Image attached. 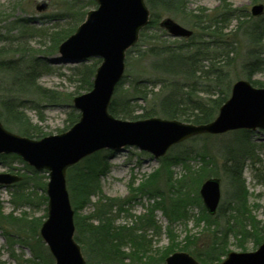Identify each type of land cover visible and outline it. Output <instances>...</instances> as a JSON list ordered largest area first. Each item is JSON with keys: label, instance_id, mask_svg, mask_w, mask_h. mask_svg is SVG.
<instances>
[{"label": "rangeland", "instance_id": "rangeland-1", "mask_svg": "<svg viewBox=\"0 0 264 264\" xmlns=\"http://www.w3.org/2000/svg\"><path fill=\"white\" fill-rule=\"evenodd\" d=\"M43 2L46 3V8L36 10V6ZM226 2L241 10L240 17H231L220 25L223 32H228L230 40H236L230 72L232 84L236 80L245 79L243 64L250 60L248 55L250 42L246 39L243 28L245 25L253 24V20H248L252 17L250 7L257 3L264 6V0ZM221 3V0H186L185 8L180 13L169 11L162 13L159 15L158 23L165 18H171L193 32L191 23L196 16L217 13V7ZM96 7V0H0V48L17 49L18 45H24L26 53L22 56V62L30 64L34 62V57L39 58L34 62L36 82L57 94L54 101L33 94L18 97L22 99L19 110L32 124H37L45 136L59 134L71 127L73 113L79 114L73 107L72 99L86 92L80 87L76 70L94 62H97V67L101 61L98 57H92L77 63H55L60 57L57 52L59 44L55 50L50 48L51 34L56 30L71 28L66 36L68 37L84 21L86 13ZM259 17L263 21L264 12ZM167 36L170 35L165 31L164 37ZM20 55L15 53L14 58ZM129 62L125 65L123 77L115 86L108 110L114 100L123 96L131 73L138 68L132 60ZM4 76L6 77L0 72V99L7 93H14V87H17L12 85L11 91H7L10 88L2 89L7 80ZM251 79L264 82V65L251 72ZM143 104L137 102L136 106ZM135 109L134 112L137 114L142 112L141 107ZM5 128L21 135L12 123L5 121ZM245 143L250 144L251 153L243 155L241 178L245 196L239 198L240 194H234L235 186L225 174L222 163L231 153L237 155L239 148ZM102 150L104 151L99 155L104 156L107 169L99 176L100 192L91 194L90 202L78 206L76 212L84 217L90 215L94 208L93 203L101 195L122 200L120 209L116 206L109 208L114 228L121 225L132 228L127 234L130 236H126V240L121 242L120 264H164L168 251L173 249V252L183 251L181 248L187 245L192 237H195V243L192 244L198 246V251L204 250V244L211 240V237L207 236L211 231L205 230L206 223L202 219L205 213L207 214L202 201L200 204L188 203L185 218L178 219L179 216L171 224L167 220L164 207L168 205V200L172 196L171 186L187 175L182 159L195 169L201 164L200 160L203 157L209 161L208 165L213 170L212 175L203 178L197 186L190 184L185 188L180 187V193L185 189L186 198L190 199L198 194L200 184L206 178L214 176L220 179V201L216 214L209 220L216 222L217 229L232 225L225 239L226 252L254 251L264 240L258 243L255 236L243 233L251 231L249 218L253 219L254 226L261 229L260 234L264 233V129H237L221 134L195 135L172 145L158 158L136 146L125 145L119 149L105 148L98 151ZM83 159L79 161L80 164L84 163ZM32 169L35 170L17 155L0 154V173H10L21 178L15 183L0 185L1 212L3 215L11 216L10 219L6 216L10 220H7V223L4 221L0 223V264H54V259L49 257L48 248L39 234L41 223L47 217V198L43 195H46L48 174L46 170H35L36 177L32 175ZM67 178L68 170L65 180L71 204ZM42 183L45 185L44 189ZM71 207L75 211L72 204ZM148 214L153 217V225H148L145 217L140 219L141 216ZM14 218L23 220L14 223L11 221ZM88 220L97 223L95 219ZM79 245L85 264H97L89 251L85 250L82 244ZM189 246L191 243L188 245L189 250L185 251L190 253L193 246ZM225 256L226 254L221 259ZM195 258L201 263L197 257Z\"/></svg>", "mask_w": 264, "mask_h": 264}, {"label": "trees", "instance_id": "trees-1", "mask_svg": "<svg viewBox=\"0 0 264 264\" xmlns=\"http://www.w3.org/2000/svg\"><path fill=\"white\" fill-rule=\"evenodd\" d=\"M221 2L217 7V13H213V15L203 13L196 16L191 23L194 30L191 36L187 39H176L170 36L164 37L165 31L159 27L158 23L159 15L167 11L180 13L185 8L186 0H145L150 12L149 20L140 31L137 43L127 50L125 60V65H128V62L132 60L133 64L141 69L137 68L135 72L131 73V79L124 89L123 96L111 103L109 112L115 117L125 120L157 116L194 124L210 122L229 96L232 81L230 75L232 54L236 47V40H230L228 32H223L220 25L231 17L241 16L239 8L227 4L226 0H221ZM249 19L253 20V24L243 27L246 39L250 42L248 50L250 60L243 64L244 78L255 87H264V82L251 79V72L264 65V20L262 21L261 17L256 19L253 16ZM70 30L71 28L53 32L50 48L55 50V47L64 40ZM15 53L21 54L20 57L14 58ZM24 53H26L24 45H18L17 49L0 48V72L7 77L2 89L10 88L7 91H11L12 85L17 86L14 87V93H7L0 99V120L4 126L5 121L14 124L22 136L38 139L44 134L37 124H32L19 110L22 106V99H18V97H20L19 95L33 94L54 101L57 94L36 82L34 62L39 58L34 57V62L24 64L22 62ZM96 64L97 62L87 64L76 70L80 87L86 91L92 87ZM6 77L4 76L5 79ZM137 102L144 104L136 106ZM136 107H141L142 112L135 113ZM73 115L72 124L79 117L78 113H73ZM250 148V144L245 143L239 148L237 155L231 153L222 163L225 174L235 186L234 194H240L239 198L245 196L241 178L242 161L245 155L251 153V151L249 152ZM103 151L95 152L85 157L83 164L78 162L67 169L71 204L75 209L74 238L83 245L85 250L89 251L97 264H120L122 263L120 245L126 240V236H130L127 234L132 228L123 225L114 228L109 208L116 206L117 209H120L122 200L101 195L93 203L94 208L90 215L84 217L76 212L78 206L90 202L91 194L100 192L99 176L107 169L104 156L99 155ZM182 160L187 175L179 179L177 184L171 186L172 196L168 200V205L164 207L169 224L177 220L179 216L178 219L186 217L185 208L188 203L200 204L201 201L198 194L192 195L193 197L190 199L186 198L185 189L180 193V187L185 188L190 184L197 186L203 178L212 175L213 171L212 167L208 165L209 161L203 157L200 160L201 164L195 169L191 168L186 160ZM33 174L36 176L37 173L32 169ZM42 188H45L44 183H42ZM43 197L47 198L46 195ZM6 216L8 219L11 217L10 214L3 215L0 208V223L10 221ZM146 216H141L140 219L145 217L146 223L153 225L152 215ZM210 218L211 216L206 213L202 218L206 223L205 230L211 231L209 235L207 234L211 240L204 244L205 249L198 251V246H193L195 237H192L189 243L181 248L183 251L189 250L188 245L191 243L193 249L190 254L197 257L202 264L216 263L221 260L223 255L227 254L225 239L230 228L232 229V225L217 229L216 222L210 221ZM88 219H95L97 223L94 224ZM249 219L251 231L243 233L252 234L260 243L264 239V233L260 234L261 229L254 226L252 218ZM20 220L23 219L14 218L11 221L16 223ZM173 250L167 253L170 254Z\"/></svg>", "mask_w": 264, "mask_h": 264}, {"label": "water", "instance_id": "water-1", "mask_svg": "<svg viewBox=\"0 0 264 264\" xmlns=\"http://www.w3.org/2000/svg\"><path fill=\"white\" fill-rule=\"evenodd\" d=\"M96 3L97 7L87 12L74 33L58 45L60 57L55 61L77 63L91 57L101 59L92 88L73 97V107L80 114L78 121L62 133L40 139L12 133L0 122V154H16L34 169L48 172L47 217L39 234L53 256L54 264H85L80 245L74 239V211L65 182L68 167L104 148L133 145L158 158L172 145L195 135L264 129V88L253 86L246 79L233 82L229 97L208 123L194 124L156 116L133 121L113 117L108 112V105L124 72L125 53L147 25L149 9L144 0H96ZM45 8V2L36 6L38 11ZM263 12L262 3L250 7L252 16ZM159 26L172 37L187 38L192 34L171 18L161 20ZM19 179L10 173H0L1 185ZM198 194L206 212L214 215L220 201V179H205ZM164 264L201 263L189 253L178 251L169 254ZM216 264H264V240L254 251H229Z\"/></svg>", "mask_w": 264, "mask_h": 264}]
</instances>
